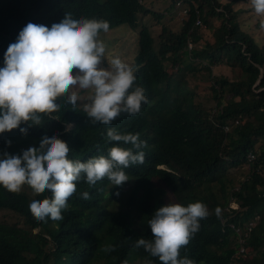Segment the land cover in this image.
<instances>
[{"label":"trees","instance_id":"16d2710c","mask_svg":"<svg viewBox=\"0 0 264 264\" xmlns=\"http://www.w3.org/2000/svg\"><path fill=\"white\" fill-rule=\"evenodd\" d=\"M241 1L173 0L174 7L190 6L177 29L162 24L155 38L143 26L133 87L145 89L148 103L138 114L122 113L111 125L93 124L83 105L74 109L58 98L60 109L42 114V125H20L28 127L27 135L19 128L0 133V153L22 155L38 147L44 135L57 134L70 148L69 159L81 162L108 156L116 143L107 139L109 128L139 134L146 142L140 149L144 163L124 169L129 179L123 185L107 178L95 186L78 181L63 220L37 221L28 207L34 197L27 185L19 193L0 186V209L14 214L11 220L0 219V264H131L137 258L160 264L143 247H135L136 241L152 239L147 223L160 206L197 201L207 206L209 215L180 250L181 258L195 264L202 259L264 264V44L241 25L250 10ZM66 13L75 19L107 20L109 28L122 23L136 27L140 15L152 14L158 21L163 17L141 0H0V67L27 23L50 28ZM198 18L209 36L196 24ZM189 42L194 45L190 50ZM216 65L219 75L212 69ZM201 74L210 82L206 94L200 92ZM190 76L195 83H189ZM250 152L255 154L252 161ZM246 163L247 173L240 170ZM238 175L245 177L236 182ZM127 188L125 206L117 193ZM85 191L88 200L81 197ZM50 196L46 191L35 198ZM233 200L238 208L230 206ZM251 220L256 224L247 236L248 251L239 253L238 233L231 224L244 227ZM109 244L115 250L103 251Z\"/></svg>","mask_w":264,"mask_h":264},{"label":"clouds","instance_id":"9594fccd","mask_svg":"<svg viewBox=\"0 0 264 264\" xmlns=\"http://www.w3.org/2000/svg\"><path fill=\"white\" fill-rule=\"evenodd\" d=\"M250 4L257 16H264V0H250ZM109 27L107 20L75 19L71 13L50 28L27 23L16 42L8 46L4 66L0 67V133L19 128L27 135L28 127L20 125H42V114L50 116L60 109L58 98L74 109L83 100V112L93 124L111 125L122 113L138 114L148 97L142 86L133 87L137 77L132 66L119 56L106 57V44L99 37ZM260 28L264 29V19ZM81 92L87 95L81 97ZM227 126L229 131L231 125ZM107 139L116 142L108 156L92 157L86 162L69 159L70 148L57 134L44 135L38 147H29L22 155L0 153V186L19 193L27 185L34 197L28 207L37 221L63 220L62 211L68 209L78 181L95 186L107 178L113 185H123L129 179L124 169L144 163L145 153L140 149L146 147V142L139 139V134H122L109 128ZM6 143L10 146L12 141ZM121 143L131 147H122ZM46 191L50 197L35 198ZM81 197L90 199L87 191ZM220 211L218 207V217ZM208 215L203 202L187 206L169 202L157 208L147 223L152 239L140 237L135 247H143L160 264H195L187 256L181 258L180 250L199 232L200 221ZM114 250L111 244L103 248L105 252Z\"/></svg>","mask_w":264,"mask_h":264},{"label":"rangeland","instance_id":"374dc122","mask_svg":"<svg viewBox=\"0 0 264 264\" xmlns=\"http://www.w3.org/2000/svg\"><path fill=\"white\" fill-rule=\"evenodd\" d=\"M147 6L153 10H156L163 14V17H161L160 21L156 19V17L152 14L148 15H140L138 24L136 27H131L126 23H122L120 25H117L115 27L109 28L108 32H101L100 33V39L103 40V42L106 44V57L108 59L112 58L113 56H119L122 61L129 64L130 66L134 67V63L136 61L137 52L140 49V35L143 29V26H147L150 30V33L152 36L156 38L158 31L160 30L162 24H164L167 27L177 29L179 27L180 20L184 19L188 15V11L190 9L189 5L180 4L179 9L177 8L175 10V7L173 6L174 3L173 0H141ZM226 1V0H222ZM241 5L244 7H248L250 10L243 14V18L241 20V25L243 28L252 33L254 38L257 42H259L261 45L264 44V29L260 28V21L264 19V16H257L254 10H252V6L250 4V0H242L240 2ZM239 5V4H238ZM199 27L204 30H207L205 24L202 22V25H199ZM200 29V30H201ZM206 35H210L211 31L207 30L204 31ZM157 46L159 39L157 37ZM200 44L205 43L204 40H200ZM155 45V46H156ZM104 66H107V60L104 63ZM218 66H213L212 69L214 71V74L219 75L220 70H218ZM199 78L197 77L196 80ZM189 83H195V78L189 77L188 78ZM201 82L199 88L201 86L200 92L202 94H206V87L210 86L208 82L206 81V77L201 74ZM81 97H85L87 93L81 92ZM83 100L78 101L77 103L79 105H83ZM215 106V105H214ZM249 169L248 163L245 164V166L240 169L243 170L245 173H247V170ZM230 170L232 172H235V167H230ZM239 170V171H240ZM238 172V171H237ZM245 177V176H244ZM244 177H240L239 175L236 176L235 180L236 182L239 181V179H244ZM129 188H127L125 191H123L121 194H119V199L122 201L125 206L126 204V194L129 193ZM231 207L237 208L239 207L238 202L232 201L230 204ZM14 214L8 210L0 209V219H13ZM138 259V258H137ZM133 259L131 261V264H153L150 261L147 260H137ZM201 264H212L211 260L208 259H202Z\"/></svg>","mask_w":264,"mask_h":264},{"label":"built area","instance_id":"2783aa9c","mask_svg":"<svg viewBox=\"0 0 264 264\" xmlns=\"http://www.w3.org/2000/svg\"><path fill=\"white\" fill-rule=\"evenodd\" d=\"M178 5H180V3H178ZM197 25H202V20L200 18L197 19L196 21ZM193 47V43L189 42V49H191ZM228 126L226 127V129L228 130ZM255 158V154L253 152H250L248 155V160L252 161ZM254 221H251L249 223H247L244 227L235 225V224H231V226L236 230V232L239 235V246H238V250L240 253H245L248 249L246 247V240H247V236L251 233L253 227H254Z\"/></svg>","mask_w":264,"mask_h":264}]
</instances>
